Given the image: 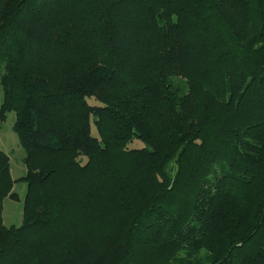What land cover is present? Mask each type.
I'll use <instances>...</instances> for the list:
<instances>
[{
	"label": "trees",
	"instance_id": "16d2710c",
	"mask_svg": "<svg viewBox=\"0 0 264 264\" xmlns=\"http://www.w3.org/2000/svg\"><path fill=\"white\" fill-rule=\"evenodd\" d=\"M0 86V264H264V0H0Z\"/></svg>",
	"mask_w": 264,
	"mask_h": 264
},
{
	"label": "rangeland",
	"instance_id": "374dc122",
	"mask_svg": "<svg viewBox=\"0 0 264 264\" xmlns=\"http://www.w3.org/2000/svg\"><path fill=\"white\" fill-rule=\"evenodd\" d=\"M4 101V94L0 86V109ZM91 105H95L94 98L88 100ZM16 122V114L11 112L7 114L6 120L0 124V148L10 158L11 175L15 181H18L27 175V167L24 163L26 156L25 150L20 145L19 138L14 131ZM92 135L99 137L97 127L92 121ZM143 143L139 140H134L129 147L141 148ZM14 192L18 194L19 201H13L10 198L4 201V224L8 227L21 226L23 220V205L27 194V184L18 181L14 186Z\"/></svg>",
	"mask_w": 264,
	"mask_h": 264
}]
</instances>
